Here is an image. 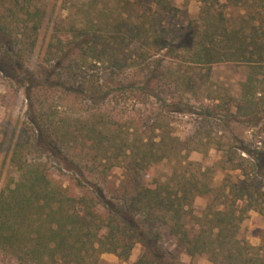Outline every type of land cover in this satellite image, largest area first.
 Listing matches in <instances>:
<instances>
[{"label":"trees","instance_id":"16d2710c","mask_svg":"<svg viewBox=\"0 0 264 264\" xmlns=\"http://www.w3.org/2000/svg\"><path fill=\"white\" fill-rule=\"evenodd\" d=\"M183 1L199 10L176 42L164 24L179 14L171 0H85L32 72L25 56L45 10L39 0H0V78L26 108L4 157L15 176L0 190L3 264L127 262L136 245L133 264H185L164 260L168 240L208 264H264V234L254 247L240 232L251 211L264 215V146L224 143L212 133L227 122L210 121L233 120L232 108L249 129L264 121V0ZM164 62L184 69L173 79ZM217 65L245 69L239 98L208 96L197 126L176 136L171 116L191 112L183 96L198 89L194 74ZM174 86L181 96L161 100ZM212 149L221 154L212 166L190 160ZM163 163L170 175L151 178ZM217 170L239 175L214 186Z\"/></svg>","mask_w":264,"mask_h":264},{"label":"rangeland","instance_id":"374dc122","mask_svg":"<svg viewBox=\"0 0 264 264\" xmlns=\"http://www.w3.org/2000/svg\"><path fill=\"white\" fill-rule=\"evenodd\" d=\"M40 4L45 10V17L43 20L42 28L38 34L36 45L33 48L32 53L29 56H25L26 67L32 71L37 72L41 67V59L44 53V49L48 44L51 36L55 33V30L64 23L69 13H73L78 5L85 0H39ZM147 6H152V0H143ZM171 4L179 10L177 16H168L164 22L165 27L172 31L176 42L181 41L178 37L185 34L188 22L192 20L199 10V4L191 2L188 5L184 4L183 0H171ZM178 62L173 64L171 70H167L170 66L164 62V70L169 76L173 75V79L176 77L177 70L179 68ZM181 70L184 66L180 65ZM204 71L201 75H204ZM245 69L243 67H235L232 65H217L211 70V73L200 79L195 75L198 89L195 93L186 94L183 96V100L188 102L191 107V112L188 114H174L173 127L174 133L180 138L187 137L197 126V121L201 119L202 113L205 112L204 105L210 103L208 96L219 95L225 99L230 97L239 98V85L243 81ZM181 92V91H180ZM178 89L174 86L170 90L162 89L161 94L158 93L161 100L169 101L170 99L181 96ZM226 99V100H227ZM228 101V100H227ZM25 99L21 92L18 93L16 98H13L10 91L7 89L5 82L0 78V140L3 141V147L0 154V190L10 182L11 177L15 176L13 169L8 165V160H4L6 151L9 148L10 143H14L17 138V134L20 130L21 124L24 120L25 113ZM231 112L236 118L231 120L230 118H224V116L211 117L210 121L215 124L217 119H221L227 122L228 131L217 130L213 131L212 137L221 139L224 143L230 142L232 137L238 138L244 146L253 151H257L258 147L264 146V121L257 123L252 128H247L246 125L239 124L237 121H241L239 115L236 114L235 108L231 109ZM257 141V142H256ZM261 142L260 144H257ZM221 154L212 149L208 155L203 156L199 153H192L190 160L195 163H200L204 167L212 166L220 159ZM218 169V167H217ZM264 171V168H263ZM171 173V164L163 163L159 167L154 169L150 174L151 178L165 179ZM113 176L119 178L121 176L120 169H114L112 171ZM232 175L235 179L239 172H222L217 170L214 177L213 185L217 186L221 183L222 179L227 175ZM205 199H197L194 207L196 210H201L205 207ZM241 235L249 242L250 245L257 247L260 245L261 237L264 234V215L251 211L247 218L242 222L240 226ZM164 260L170 262L173 259H177L181 263L185 264H208L204 258H190L184 253L179 252L176 249L175 242L168 240L163 243ZM143 248L140 245H136L131 253V256L127 262L120 261L117 257L111 254L102 255L103 264H133L142 254ZM4 258L0 255V264H3Z\"/></svg>","mask_w":264,"mask_h":264}]
</instances>
